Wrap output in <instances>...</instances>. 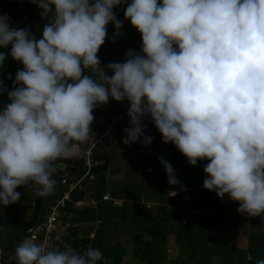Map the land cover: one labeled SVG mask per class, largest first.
Instances as JSON below:
<instances>
[{
  "label": "clouds",
  "instance_id": "clouds-1",
  "mask_svg": "<svg viewBox=\"0 0 264 264\" xmlns=\"http://www.w3.org/2000/svg\"><path fill=\"white\" fill-rule=\"evenodd\" d=\"M34 3L42 17L51 15L39 39L0 14V49L10 45L7 55L23 66L5 77L10 90L0 80L10 101L0 108V206L19 201L17 189L33 183L38 197L52 194L57 161L73 155V142L88 140L94 109L111 98L129 104L125 145L151 143L143 136L148 116L189 165L208 161L204 190L227 194L238 213L264 214V0H131L124 18L140 33V52L130 48L123 62L103 66L98 52L107 25L123 26L113 9L124 0ZM6 58L0 51V67ZM161 163L176 185L175 170ZM15 257L18 264H97L103 253L28 238Z\"/></svg>",
  "mask_w": 264,
  "mask_h": 264
},
{
  "label": "trees",
  "instance_id": "trees-1",
  "mask_svg": "<svg viewBox=\"0 0 264 264\" xmlns=\"http://www.w3.org/2000/svg\"><path fill=\"white\" fill-rule=\"evenodd\" d=\"M41 11L34 0H0V14H7L9 18L25 16V24L41 29L42 35V28L49 22L51 15L42 17ZM128 34L130 35L127 36ZM41 35L36 38L39 39ZM122 35L123 40L132 42L138 40L134 33L131 34L127 30ZM127 50L104 51L100 48L98 56L101 63L123 62ZM0 51H4L7 56L3 66L0 67V80H3L4 86L10 90L13 80L5 79V77L11 75L14 79L15 73L8 74V70L14 69L18 62L13 61L7 55L10 52V45ZM89 73L90 69L84 70V74ZM9 102L6 92L0 95V108ZM96 113L97 109L93 111V115ZM110 118L96 122L97 125L99 124L97 126L98 135L103 133L105 122ZM115 123H113L112 129L106 130L102 134L101 139L112 134L119 125ZM119 123L129 125L125 117L120 119ZM148 136L153 138L151 141L153 144L163 142L158 130H152ZM100 143L102 140L91 146L93 160L98 158L96 151ZM88 145L89 143L86 141L79 144L75 154L80 153L77 156L81 157L82 149ZM153 151L151 156L156 160L158 153L156 150ZM160 151L161 158L155 164L157 165L155 170L153 169L151 175L145 180V185H139L134 181L122 185V193L111 194L108 200L98 202L95 207L87 205L80 208L78 210H81V213L78 215L74 212L71 202L81 199L84 193L82 187H87L89 175L83 173L86 170L84 165L81 166L83 169L79 167L77 172L67 174L73 175L70 178L72 180L80 178V186L70 192L71 201L65 206V213H71L67 228L80 220L94 222L95 218H98L96 220H99V223L93 229L91 238L76 237V232L74 234L72 227H69L73 234L68 232L67 235H70L71 239L70 236L61 237V239L66 240L67 245H71L80 254L90 246L99 248L103 253L102 258L106 259V262L100 260L97 261V264H210L211 258H213L214 264H256L258 260L264 259V214L259 217H248L237 212L238 203L230 200L227 194L220 199L214 192L204 190L202 187L203 179H205L203 167L208 163L207 160L198 161L195 166H192L174 145ZM138 158L144 160L145 157ZM161 159L167 161L175 170L178 180L176 185H169L167 182L168 178ZM131 161V165L136 164L134 157ZM102 176L103 174L98 176L99 179L97 178L99 187L94 189L87 187L85 190V193L89 192V202L92 204L95 201L90 196L100 200L104 191ZM70 179L67 178V181H72ZM59 180L60 175L54 192L43 197L39 219L48 210L53 199L65 189V185H62ZM58 184L62 187L58 186L57 188ZM115 185H118L117 181ZM139 191H143L142 197L138 194ZM114 197L120 199L119 205L112 204L111 198ZM19 203L22 207H28L31 213V204L26 205L21 200ZM4 211L9 210L4 208ZM12 212L14 213L13 210ZM238 220L245 222L242 229V232L246 234L245 247H238L232 242L213 238V230H235ZM1 225L4 227V231L10 235V239H15V245L12 246L10 254L1 255L0 262L1 264H18L15 252L21 240L26 236L25 229L10 222H1ZM119 237L122 238V243L118 241ZM169 242L177 251L171 258L167 252ZM130 243L132 246L129 247L128 254L127 244Z\"/></svg>",
  "mask_w": 264,
  "mask_h": 264
},
{
  "label": "crops",
  "instance_id": "crops-1",
  "mask_svg": "<svg viewBox=\"0 0 264 264\" xmlns=\"http://www.w3.org/2000/svg\"><path fill=\"white\" fill-rule=\"evenodd\" d=\"M23 27H28L32 31V33H34V31H36V30L41 31V29L27 25V24H24ZM125 30H127L131 34L134 33L130 27H126V28L123 27V30L121 31L122 33L120 34L119 39L123 40L124 37H122L123 36L122 34L124 33ZM117 32L119 33L120 30H118ZM129 35L130 34H128L127 36H129ZM39 36H37V37H39ZM137 39L139 40L138 37H137ZM106 114L107 113L104 112V117H105L104 119H107L108 117H113V115L108 116ZM119 121H116V123H118L119 125L112 132V134L108 135L105 139H101L102 143L98 144V149L96 151L98 158L93 160L92 166L90 167V170L87 173L89 175L88 176L89 181L87 182L88 189H94L96 187H99L100 185H99V182L97 180L100 177H98V176L103 174V176H102L103 177L102 186L104 187L103 193H106L109 198L111 197V194H113V193H117V194L122 193L121 186L126 185L128 183H131L133 181L138 182L139 185H145V180H147V178L151 175V171L155 167H157V165H155V164L158 163L159 159L161 158V151L160 150L166 149L170 145H173L171 143L166 144L164 142H159V144L158 143H156V144L150 143L148 145H144L142 143L135 142V143H132L130 145H125L122 142L123 137H124V129L129 127V125H127V124L121 125V123H119ZM95 122L93 121L91 126H90L91 134L89 135V138H92V139L96 138L98 136V132H99V129L97 127L99 124L97 125ZM127 122H129L128 119H127ZM152 130H157L156 127L154 126V124H151L148 126L147 136ZM161 138H162V136H161ZM78 145L79 144H76L75 142H73V154L75 153V149L79 148ZM153 150H156L158 153L156 160L153 159L151 156L154 153ZM75 155H72L71 157H77L78 154H75ZM133 157L136 159L135 165H131L132 164L131 160L133 159ZM138 157H145V158H144V160H140ZM138 169H140V170H138ZM83 173H85V172H83ZM67 174H71V173H62L60 175V178L64 176V177L70 179L71 177H73V175H67ZM53 178L56 180V183H57L58 182V176H54ZM76 179H78V178H76ZM76 179H73V180H76ZM70 180H72V179H70ZM116 181L118 182V185H115ZM59 182H60V180H59ZM62 185L58 184L57 188H58V186L61 188ZM87 187L86 188L82 187L84 193H83V196L81 197V199L79 198V200H75V201L71 202L73 207H74V212L76 213V215L81 213V210H78L80 208H84L87 205H92L93 207H95L98 202L106 201V200H101V198L99 200L97 197H94V196L91 197L90 196V198H92L95 201L93 204L90 203L89 202V195H88L89 192L85 193V190L87 189ZM35 189H36V185L34 183L31 186H25L23 189H19V191L22 193L21 198H20L21 202L26 204V205H30V204H27L26 201L29 199L32 200L34 198ZM115 189H118V190H115ZM138 194L142 197L143 191H139ZM111 200H112V204H113V200L117 201V203L114 205H119V203H120L119 198L114 197V198H111ZM16 203H18L20 205L19 201H17ZM6 207L0 206V210L3 211L4 208H6ZM7 210H9V209H7ZM17 210L19 211V213H18V211H14V213L19 214L23 218H26V219L28 218L29 213H30V209L28 207H22L20 205ZM9 212H12V210H9ZM69 215H71V213L66 212L65 215L62 216V219H61L62 225L57 227L56 237L59 236L61 238V237H65V236L66 237L70 236V235H67V233L68 232L71 233L70 228L72 227L74 234L76 232V237H84L85 236V237L89 238L88 233H90V231L93 230V228H94L93 223L94 222L93 221L86 222V221L80 220L79 222H76L71 227L69 226L70 228L69 227L67 228V224L70 223V219H71V218H69ZM96 219H98V218H95V220ZM213 231H216V230H213ZM219 231H221V230H219ZM231 231H234V230H231ZM25 232H26V229H25ZM71 234H73V233H71ZM61 240H64V239H61ZM64 241L66 242V240H64ZM11 242H12L11 243V248H12V246L15 245V239L13 238L11 240ZM66 245H67V242H66ZM127 253L129 254V252H127ZM0 257H1V255H0ZM0 264H1V262H0Z\"/></svg>",
  "mask_w": 264,
  "mask_h": 264
},
{
  "label": "water",
  "instance_id": "water-1",
  "mask_svg": "<svg viewBox=\"0 0 264 264\" xmlns=\"http://www.w3.org/2000/svg\"><path fill=\"white\" fill-rule=\"evenodd\" d=\"M130 2L131 0H124V3L122 5L117 6L116 8L113 9V11L116 13V16L121 21L124 19V9L127 7V4ZM158 3H160V0H158ZM107 29H108V38L106 39L105 43L101 46V49H103L104 51H117V50L132 48V49H135L138 53L140 52L141 39L134 41V42L119 39L120 34L122 33L121 31L123 30V26L119 29L120 30L119 33L117 32L118 30L114 29V26L111 23L107 25ZM33 34H35V36L37 37L41 34V31L36 30L34 31ZM108 63L109 62L101 63V66L106 65ZM89 75H91V73H89ZM104 107L108 108L106 110V113H107L106 115L116 116L119 114H123L124 117L129 120L128 116L126 115L129 104L126 100L122 102H116L112 100L111 98H109L108 103L95 108L94 111L96 109L98 110ZM94 117H95L94 122L104 119L105 118L104 112L99 111L94 115ZM151 124H154V123L151 121L150 117L144 116L142 118V125L146 126L143 136L145 137L147 136L148 126ZM137 142L141 143L140 140H137ZM71 156L67 158H61L60 160L57 161L58 171L54 174V176H59L62 173L77 172L78 168L83 165L82 157L80 156L71 157ZM24 187L18 188L17 191H19V189H23ZM37 188L38 186H36L34 198L32 200L29 199L26 201L27 204L32 205L30 216L27 219L23 218L19 214L0 210V255L10 254L11 253V243H12L10 236L7 235V233L4 231V227L1 225V222H10L20 228L27 229L31 227L37 221L39 217L40 206H41L42 199H43V197H38L36 195Z\"/></svg>",
  "mask_w": 264,
  "mask_h": 264
},
{
  "label": "built area",
  "instance_id": "built-area-1",
  "mask_svg": "<svg viewBox=\"0 0 264 264\" xmlns=\"http://www.w3.org/2000/svg\"><path fill=\"white\" fill-rule=\"evenodd\" d=\"M10 26L15 28H22L25 24V16L23 17H15V18H9ZM123 27H130L131 30L134 32V34L140 38V33L133 28L129 21L126 19L122 20ZM22 64L19 62L16 63L15 68L12 70H8V74H14L17 72V69L21 67ZM2 95V94H0ZM122 117V114L116 115L111 117L108 121L105 122L104 131L112 129L113 123L120 120ZM99 134L98 137L92 139L88 138L86 142L89 143L88 147L82 149V159H83V165L86 167L85 174L88 173L90 167L92 166L93 159L91 156V146L95 142H101L102 134ZM90 139V140H89ZM76 143V142H75ZM78 148L75 149V153ZM75 153L73 155H75ZM60 183L65 185V189L61 192L59 196H57L53 201L49 204L48 210L43 214L42 218H38L37 221L29 228L26 229V236L24 239L21 240L20 244L28 238H31L34 243L37 244H46L49 249H53L56 247H63V245H66V242L64 240H57L56 239V229L57 227L62 225V216L65 215V206L68 202L71 201L70 198V192L75 188L80 186V178L72 181H67L66 177L60 178ZM109 197L106 193H103L101 195V200H108ZM94 202V201H93ZM92 203V202H91ZM117 201L113 200V204H116ZM99 220H95L93 223L94 228L98 225ZM93 228V229H94ZM93 236V230L88 233V237L91 238ZM71 239V237H70ZM61 241L63 243H61ZM19 244V245H20ZM101 262H106V259L102 258Z\"/></svg>",
  "mask_w": 264,
  "mask_h": 264
},
{
  "label": "rangeland",
  "instance_id": "rangeland-1",
  "mask_svg": "<svg viewBox=\"0 0 264 264\" xmlns=\"http://www.w3.org/2000/svg\"><path fill=\"white\" fill-rule=\"evenodd\" d=\"M78 154H80V153H78ZM81 168L83 169V167H80V169ZM19 206L20 205L18 203H14L12 205H8L6 207V209L13 210V211H18L17 209H18ZM18 213H19V211H18ZM244 225H245L244 221L238 220L237 224H236V228H235L234 231H219V230L217 231L216 230V231L212 232V236H213L214 239L223 240V241H230V242L234 243L238 247H245L246 243H247L246 234L242 232V229H243ZM118 241L120 243L123 242L122 238H120V237L118 238ZM171 242H173V241H171ZM127 246H128L127 252H130L129 247L132 246L131 243L127 244ZM167 247H168V251L167 252H168L169 257L171 258V257L175 256V254L177 252L176 248L172 244H170V242L167 245ZM210 264H214L213 263V258H211Z\"/></svg>",
  "mask_w": 264,
  "mask_h": 264
},
{
  "label": "flooded vegetation",
  "instance_id": "flooded-vegetation-1",
  "mask_svg": "<svg viewBox=\"0 0 264 264\" xmlns=\"http://www.w3.org/2000/svg\"><path fill=\"white\" fill-rule=\"evenodd\" d=\"M108 108H106V107H104V108H100V109H98L97 110V112H106V110H107ZM7 235H9V234H7ZM10 236V235H9Z\"/></svg>",
  "mask_w": 264,
  "mask_h": 264
}]
</instances>
